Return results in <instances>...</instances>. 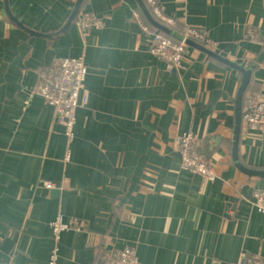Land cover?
Returning a JSON list of instances; mask_svg holds the SVG:
<instances>
[{
    "label": "crops",
    "instance_id": "1",
    "mask_svg": "<svg viewBox=\"0 0 264 264\" xmlns=\"http://www.w3.org/2000/svg\"><path fill=\"white\" fill-rule=\"evenodd\" d=\"M156 1L176 26L208 34V47L253 67L246 93L264 97V0ZM75 2L0 0V264H46L60 212L81 223L63 232L60 264H99L129 246L140 264H231L245 252L264 259V210L255 204L264 176L246 174L232 157L242 72L193 46L186 67L169 71L151 50L136 0H85L67 31L47 37L12 18L53 32ZM86 14L103 25L84 32ZM63 56H84L89 67L70 159L47 100L35 95L22 109L41 70ZM184 132L201 139L214 179L183 167ZM239 154L264 168V130L243 121Z\"/></svg>",
    "mask_w": 264,
    "mask_h": 264
},
{
    "label": "built area",
    "instance_id": "2",
    "mask_svg": "<svg viewBox=\"0 0 264 264\" xmlns=\"http://www.w3.org/2000/svg\"><path fill=\"white\" fill-rule=\"evenodd\" d=\"M152 6L154 13L166 21L167 24L177 27V21L165 14L156 0H147ZM135 15L143 24L144 29L151 41V50L163 59L169 71L182 70L186 67L184 58L189 45L161 31L145 19L139 9H135ZM83 31L87 32L92 27H100L103 20L91 14H86L80 22ZM185 35L197 38L206 46H210L213 40L206 33L199 32L191 26L185 27ZM88 64L84 56H63L53 61L41 70L37 84L28 89L27 96L23 101L22 109L33 103L35 95L43 96L54 107L57 120L64 126L65 133L69 138L67 158L72 157L71 143L75 137V127L79 118L81 106L87 100V76ZM243 121L248 129L264 130V97L258 92L247 93L243 103ZM178 148L182 155L183 167L202 175L207 179H214L216 167L210 156L203 151L201 139L192 132H184L178 138ZM43 184L48 188L57 186L54 180H46ZM255 204L260 210H264V190L255 191ZM53 226L52 255L46 264H60L59 243L63 232L80 224L70 223L65 220V214L60 212L51 221ZM99 264H140L134 247H126L117 252H107L102 256ZM231 264H264V259L259 255L243 253L240 260L232 261Z\"/></svg>",
    "mask_w": 264,
    "mask_h": 264
},
{
    "label": "water",
    "instance_id": "3",
    "mask_svg": "<svg viewBox=\"0 0 264 264\" xmlns=\"http://www.w3.org/2000/svg\"><path fill=\"white\" fill-rule=\"evenodd\" d=\"M84 1L85 0H76L74 8H73L69 18L67 19L66 23L60 29L53 31V32H42L39 30H35V29L23 24L14 15L12 18L18 24H20L26 31H28L31 34L45 36V37L52 36L55 34L65 32L71 27V25L73 24V22L77 18ZM136 1L138 2L139 6L143 10L147 19L151 22V24L153 26H155L156 28L160 29L161 31L167 33L168 35H170L176 39L185 41L189 46H193L195 48H198V49L206 52L209 56L214 57V58L236 68L240 72H242L243 76H242V80H241L240 86L238 88V92H237V96H236V100H235V102H236L235 128H234V137H233V144H232V157H233V160H234V163L236 164V166L240 170L245 172L246 174H248L250 176H264V168H255V167H250V166L246 165L242 161L240 154H239L240 138H241V133H242V125H243V100H244L245 93H246V91L249 87L250 81H251V77L253 74V67L247 68L242 63H240L236 60H233L227 56L222 55L221 53L217 52L216 50L212 49L211 47L204 45L203 43L196 40L195 38H192L190 36H186L185 33L181 32L177 28L159 20L154 15V13L150 9V7L147 5L145 0H136ZM7 10L9 11V13L11 15L9 8ZM258 59L260 61L264 60V50L261 52ZM220 138L221 137H218V141L220 140Z\"/></svg>",
    "mask_w": 264,
    "mask_h": 264
},
{
    "label": "trees",
    "instance_id": "4",
    "mask_svg": "<svg viewBox=\"0 0 264 264\" xmlns=\"http://www.w3.org/2000/svg\"><path fill=\"white\" fill-rule=\"evenodd\" d=\"M145 1H146L147 5L150 7V9L152 10V12L154 13L152 6L149 4V2H148L147 0H145ZM138 9H139L140 12L145 16L146 21H147L150 25H152L151 22L147 19L146 15L144 14V12H143V10L141 9L140 6L138 7ZM154 15H155L159 20H161V21H163V22L166 23V21H164L162 18H160L159 16H157L155 13H154ZM175 28H177L178 30H180V31L183 32V33L185 32V28H181V27H179V26H177V27H175ZM246 96H247V93H245L243 103L245 102Z\"/></svg>",
    "mask_w": 264,
    "mask_h": 264
},
{
    "label": "rangeland",
    "instance_id": "5",
    "mask_svg": "<svg viewBox=\"0 0 264 264\" xmlns=\"http://www.w3.org/2000/svg\"><path fill=\"white\" fill-rule=\"evenodd\" d=\"M37 96V95H36ZM44 98V97H43ZM46 100V99H45ZM52 106V105H51ZM53 107V106H52ZM54 108V107H53ZM65 130V129H64Z\"/></svg>",
    "mask_w": 264,
    "mask_h": 264
}]
</instances>
